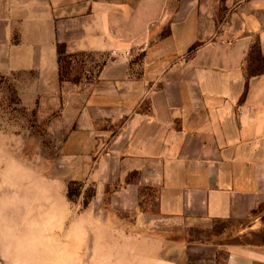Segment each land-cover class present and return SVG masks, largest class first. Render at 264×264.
<instances>
[{
  "label": "crops",
  "instance_id": "0c3cea01",
  "mask_svg": "<svg viewBox=\"0 0 264 264\" xmlns=\"http://www.w3.org/2000/svg\"><path fill=\"white\" fill-rule=\"evenodd\" d=\"M86 54L109 57L92 82L61 78ZM12 74L64 133L17 229L78 227L131 264H264V0H0ZM69 183L93 189L74 217Z\"/></svg>",
  "mask_w": 264,
  "mask_h": 264
},
{
  "label": "rangeland",
  "instance_id": "374dc122",
  "mask_svg": "<svg viewBox=\"0 0 264 264\" xmlns=\"http://www.w3.org/2000/svg\"><path fill=\"white\" fill-rule=\"evenodd\" d=\"M63 57V78L76 83L92 82L109 60L97 54ZM62 130L63 120L39 116L36 108L19 100L16 75H0V264H131V244H90L78 227L71 234L61 231L58 243L52 245L39 244L41 240L30 238L31 231L17 229L22 192L30 190L38 177L63 172L59 166ZM92 194L90 187L71 185L72 217L90 202Z\"/></svg>",
  "mask_w": 264,
  "mask_h": 264
},
{
  "label": "trees",
  "instance_id": "16d2710c",
  "mask_svg": "<svg viewBox=\"0 0 264 264\" xmlns=\"http://www.w3.org/2000/svg\"><path fill=\"white\" fill-rule=\"evenodd\" d=\"M70 56L67 58L69 60ZM66 63V58L63 56L59 57V64H60V70H61V78L63 77V67L64 64ZM74 183H69L68 185V190H67V198L69 199V201H71V185H73Z\"/></svg>",
  "mask_w": 264,
  "mask_h": 264
}]
</instances>
